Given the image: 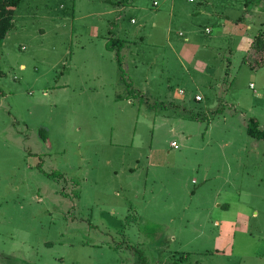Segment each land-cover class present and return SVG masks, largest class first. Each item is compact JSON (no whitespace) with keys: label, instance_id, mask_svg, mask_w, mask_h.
I'll list each match as a JSON object with an SVG mask.
<instances>
[{"label":"rangeland","instance_id":"374dc122","mask_svg":"<svg viewBox=\"0 0 264 264\" xmlns=\"http://www.w3.org/2000/svg\"><path fill=\"white\" fill-rule=\"evenodd\" d=\"M260 30L264 0H22L0 43V264H264Z\"/></svg>","mask_w":264,"mask_h":264},{"label":"trees","instance_id":"16d2710c","mask_svg":"<svg viewBox=\"0 0 264 264\" xmlns=\"http://www.w3.org/2000/svg\"><path fill=\"white\" fill-rule=\"evenodd\" d=\"M22 0H0V43L6 38L8 32L13 27V21L16 9L21 5ZM126 41L112 37L109 39L108 46L111 49L118 48V56H121V51L125 47ZM255 56H260L259 61H254V67L264 66V34H259L252 45ZM250 136L264 140V130H261L260 123L257 119H251L248 126ZM46 139V138H45ZM140 264H148L147 258L140 252H136Z\"/></svg>","mask_w":264,"mask_h":264},{"label":"crops","instance_id":"0c3cea01","mask_svg":"<svg viewBox=\"0 0 264 264\" xmlns=\"http://www.w3.org/2000/svg\"><path fill=\"white\" fill-rule=\"evenodd\" d=\"M121 1V0H120ZM121 2H118V4H120ZM125 4H122V5H120V7L121 6H124ZM222 27H226V25L225 26H222ZM248 27L250 28L251 26L248 24ZM259 34H264V31H262V30H260L256 35H255V37H254V40L251 42V45H250V48H252V45H253V43H254V41H255V38L259 35ZM240 39H243V40H248L250 37H249V35L246 37L245 35H243V34H241L240 36ZM116 38V37H115ZM259 121V120H258ZM260 123V122H259ZM223 205H225L226 207L228 206L229 207V204L228 203H225V204H223ZM220 207H222V205H219ZM230 227H231V225H230ZM232 229V231L233 230H235V228H234V226H233V228H231ZM227 232L229 233L230 232V230H229V228H228V230H227ZM224 237V236H223ZM223 241L225 242V244L228 246V244H229V242H230V240H229V238H227V237H225L224 239H223Z\"/></svg>","mask_w":264,"mask_h":264},{"label":"built area","instance_id":"2783aa9c","mask_svg":"<svg viewBox=\"0 0 264 264\" xmlns=\"http://www.w3.org/2000/svg\"><path fill=\"white\" fill-rule=\"evenodd\" d=\"M189 1H190V2H194L195 0H189ZM154 5H155V6H158V3L155 2ZM207 33L210 34V33H211V30H210V29H207ZM251 88L254 89L255 86L252 85ZM181 93L184 94L183 91H181ZM196 99H197L198 101H201V100H202V98H201L200 96H197Z\"/></svg>","mask_w":264,"mask_h":264}]
</instances>
